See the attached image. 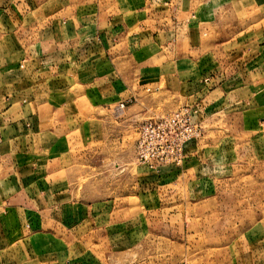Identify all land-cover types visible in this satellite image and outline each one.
<instances>
[{"label": "crops", "instance_id": "0c3cea01", "mask_svg": "<svg viewBox=\"0 0 264 264\" xmlns=\"http://www.w3.org/2000/svg\"><path fill=\"white\" fill-rule=\"evenodd\" d=\"M142 43L173 53L166 48L162 65L131 81L124 62ZM114 62L121 67L110 73ZM162 83L200 110L197 122L248 105L260 110L249 116L260 128L189 143L181 166L146 170L136 206L80 199L78 160L107 142L110 107ZM242 158L260 164L264 179V0H0V264H122L142 247L167 253L173 242L158 225L180 221L188 231L189 206L215 202L203 200L205 177L237 170ZM253 188L244 187L245 202ZM242 228L226 247L231 264H264V215L245 216Z\"/></svg>", "mask_w": 264, "mask_h": 264}, {"label": "rangeland", "instance_id": "374dc122", "mask_svg": "<svg viewBox=\"0 0 264 264\" xmlns=\"http://www.w3.org/2000/svg\"><path fill=\"white\" fill-rule=\"evenodd\" d=\"M129 48V54L134 57V60L131 59L124 63L130 71L129 80L132 81L143 71H148L150 65L154 67L162 65L165 61L166 48L167 53H173L171 51L174 46L160 48L159 45H153L150 50L149 45L142 43L140 47L131 46ZM139 52L140 55L136 56L135 54ZM156 54L160 56L157 58ZM117 64L121 63L110 64L112 67H110V73L116 72L121 67ZM221 67L229 70V62L225 61ZM114 76L116 74H111L109 80H112ZM130 84L126 83L125 88ZM168 87L164 83L156 87L144 85L141 87L139 97H130L126 94L123 102L110 107L108 116L113 122L108 129L110 135L107 142L92 145L89 150L91 153L87 158L78 160L77 167L80 170V175L75 181V189L80 193V199H84L86 194L85 198L87 199L109 198L120 205L122 203L130 206L137 205L138 200L134 197L137 192L136 188L142 181V175L148 173L145 172L148 169L140 165L136 159L135 141L138 129L143 122L168 115L184 106L181 103V96L173 94L174 89L171 90ZM132 104L136 106L127 109ZM121 105L123 107H120ZM242 107L235 110L234 106H228L220 114H210L209 119L204 124L202 123L203 136L194 144L201 145L208 140L214 143L229 135L244 138L248 130L260 128L259 125L255 126L257 124L249 122L252 120L249 116L256 114L257 116L254 117H258L261 115L260 110H248V105ZM214 131L217 136H214ZM244 160L240 159L237 170L227 167L221 170L219 177L216 174H208L205 177L203 200L215 198V202L213 200L207 206L202 207L189 206V215L186 214V216L192 222L189 221L188 231L180 221L174 222L171 227L169 224L164 227V223H162L163 227L158 225L157 228L160 227L158 233L166 230L168 240L173 242L171 249L167 242L169 249V251L167 249V253L159 252V246L156 252L152 248L142 247L140 251L136 250L134 253H130V257L122 264H231L234 254L228 253L226 247L236 244V237L243 231L244 217L251 214L253 222H255L264 215V205L256 204L259 203L262 193L264 202V179L255 170L256 165L260 164L254 160L253 162ZM244 167L249 168L247 175L240 170ZM232 171H237L236 175H232ZM214 180L215 183H213ZM255 182L258 183L257 186H255ZM260 182L263 184H259ZM246 184L247 187L254 186L252 204L248 202V195L247 202H245L243 189ZM247 222L250 221L247 220ZM253 224L255 225V223ZM186 232L189 235L193 233V236L186 237ZM165 240L156 239L157 243ZM152 246L154 247V244Z\"/></svg>", "mask_w": 264, "mask_h": 264}, {"label": "built area", "instance_id": "2783aa9c", "mask_svg": "<svg viewBox=\"0 0 264 264\" xmlns=\"http://www.w3.org/2000/svg\"><path fill=\"white\" fill-rule=\"evenodd\" d=\"M199 113L198 108L182 106L143 122L135 141L137 162L150 171L165 165L181 166L186 146L203 136L202 123L196 121Z\"/></svg>", "mask_w": 264, "mask_h": 264}]
</instances>
